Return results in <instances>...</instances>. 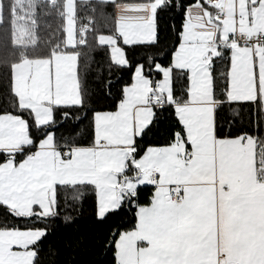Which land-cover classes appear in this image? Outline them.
<instances>
[{"label": "snow or ice", "instance_id": "snow-or-ice-1", "mask_svg": "<svg viewBox=\"0 0 264 264\" xmlns=\"http://www.w3.org/2000/svg\"><path fill=\"white\" fill-rule=\"evenodd\" d=\"M0 27V264L86 195L109 264H264V0H0Z\"/></svg>", "mask_w": 264, "mask_h": 264}, {"label": "trees", "instance_id": "trees-1", "mask_svg": "<svg viewBox=\"0 0 264 264\" xmlns=\"http://www.w3.org/2000/svg\"><path fill=\"white\" fill-rule=\"evenodd\" d=\"M191 2V0H189ZM39 34L47 35V23H58L51 16H40ZM5 39L3 28L0 27V40ZM169 43L171 40L169 39ZM95 60L88 74V84L99 91L107 78L106 70L100 74V68L104 67L105 53H94ZM4 88L0 85V95ZM145 192L148 189L144 190ZM62 214L50 228L49 234L41 243V264H109L111 253L103 246L110 228H114L119 221L111 218L103 223H97L93 215L92 199L85 196L81 203L69 202L65 205L61 200ZM71 219L65 221L64 216Z\"/></svg>", "mask_w": 264, "mask_h": 264}]
</instances>
